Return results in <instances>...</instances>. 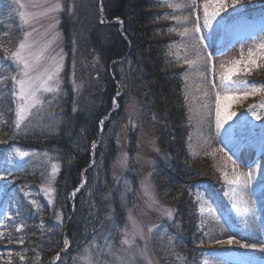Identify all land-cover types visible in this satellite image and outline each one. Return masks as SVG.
Masks as SVG:
<instances>
[{
	"label": "rangeland",
	"instance_id": "rangeland-1",
	"mask_svg": "<svg viewBox=\"0 0 264 264\" xmlns=\"http://www.w3.org/2000/svg\"><path fill=\"white\" fill-rule=\"evenodd\" d=\"M153 1L158 3L156 16L164 24L165 54L180 71L189 127L184 147L204 178L191 194L197 227L205 239L200 263L264 264L262 5L250 8L245 3L237 5L239 0ZM1 5L7 16H0V22L5 21L0 27L4 29L0 31V94L5 91V78L11 79L16 129L29 126L50 134L59 116L64 81L72 87V97L79 100L82 89L89 88L95 77L91 74L95 65L86 59L79 41H74L77 49L68 63L62 33L66 14L77 29L91 0H0ZM3 115L0 112V120ZM123 117L116 127V154L108 172L115 183L113 190L119 187L123 193L119 200L124 218L120 227L109 223L112 204L109 196L104 198L100 204L108 213L100 233L74 248L64 264H105L103 257L108 264H162L152 238L163 221L174 217L172 208L158 198L153 180V167L164 160L163 151L146 125L136 96L129 94ZM130 133L136 138L133 148ZM2 150L0 264H15L14 260L28 264L20 235L24 220L20 205L36 207L43 202L52 211V184L59 163L52 153L11 145ZM36 164L44 169L45 178L33 189V182L27 184L21 177ZM84 183L82 177L75 192ZM54 218L63 225V214L57 209ZM63 239L50 259L53 264L69 248V239Z\"/></svg>",
	"mask_w": 264,
	"mask_h": 264
},
{
	"label": "trees",
	"instance_id": "trees-1",
	"mask_svg": "<svg viewBox=\"0 0 264 264\" xmlns=\"http://www.w3.org/2000/svg\"><path fill=\"white\" fill-rule=\"evenodd\" d=\"M240 3L250 8L262 5L264 11V0L236 2ZM157 9L158 3L153 0H91L90 9L81 17L77 29L66 14L62 33L68 63L77 49L74 41H79L86 59L92 60L96 70L91 71L94 80L89 88L82 89L79 100L72 97L73 89L64 81V96L57 108L59 116L50 134L29 126L16 129L14 89L12 80L5 78L6 85L2 87L5 91L0 94V112L4 114L0 120V150L11 145L43 151L52 153L59 163L52 184L54 209L50 212L43 202L36 207L20 205L24 210L20 235L28 264H53L50 259L62 247L65 236L70 241L69 248L56 262L64 264L68 255L100 233L108 213L100 203L108 196L113 210L109 223L120 227L124 215L119 198L123 193L119 187L113 190L108 168L116 154V127L124 118L129 94L137 97L146 125L163 151L164 160L153 167V180L158 198L174 212L173 219L163 221L154 232L155 254L162 264H201L205 239L197 227L198 213L191 194L204 178L184 147L189 127L180 92V71L165 54L167 39L164 24L156 16ZM2 15L6 17L7 13L1 5ZM2 21L0 27L5 22ZM130 138L133 148L134 133H130ZM94 142L92 157L90 148ZM42 169L36 164L21 179L27 184L33 182L34 189L45 178ZM82 177L85 185L73 195ZM55 209L63 214V225L54 222ZM165 228L166 232L161 234ZM175 256L181 260L171 261ZM18 261L14 263L20 264Z\"/></svg>",
	"mask_w": 264,
	"mask_h": 264
},
{
	"label": "bare ground",
	"instance_id": "bare-ground-1",
	"mask_svg": "<svg viewBox=\"0 0 264 264\" xmlns=\"http://www.w3.org/2000/svg\"><path fill=\"white\" fill-rule=\"evenodd\" d=\"M219 125V124H218ZM221 127L219 126L218 129H220ZM244 159V158H243ZM260 195V194H259Z\"/></svg>",
	"mask_w": 264,
	"mask_h": 264
},
{
	"label": "water",
	"instance_id": "water-1",
	"mask_svg": "<svg viewBox=\"0 0 264 264\" xmlns=\"http://www.w3.org/2000/svg\"><path fill=\"white\" fill-rule=\"evenodd\" d=\"M79 191V189L76 191V193Z\"/></svg>",
	"mask_w": 264,
	"mask_h": 264
}]
</instances>
